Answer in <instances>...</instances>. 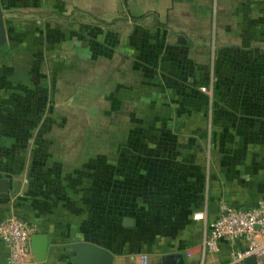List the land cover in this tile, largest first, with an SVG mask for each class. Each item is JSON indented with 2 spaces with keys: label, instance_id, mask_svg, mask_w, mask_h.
<instances>
[{
  "label": "crops",
  "instance_id": "1",
  "mask_svg": "<svg viewBox=\"0 0 264 264\" xmlns=\"http://www.w3.org/2000/svg\"><path fill=\"white\" fill-rule=\"evenodd\" d=\"M125 2L113 11L126 14L122 21L131 28L111 47L135 60L131 51L143 44L146 50L141 42L157 29L159 48L150 43L142 60L157 62L158 70L147 79L140 105L124 103L120 83L109 77L104 116L126 110L116 129L101 124L112 136L105 137L106 146L115 150L110 156L103 148L66 155L64 167L57 147L50 150L52 141L39 134L46 122L64 118L55 110L56 90L42 70L35 72L38 65L7 63L9 2L0 0L6 30L0 45V177L20 182L18 191L0 195V218L20 216L31 234H47L45 260L32 252L27 264H74V241L108 249L111 264H140L142 253L147 264H170L179 252L186 264H244L232 261L228 243L209 251L203 238L223 205L249 207L264 198V0ZM75 5L66 6V14ZM126 79L129 95L133 85ZM24 161L30 167L24 169ZM41 172L66 175V188L42 183ZM104 176L107 185L99 189ZM75 205V215L68 213ZM196 211L204 217L194 218ZM5 254L0 241V264Z\"/></svg>",
  "mask_w": 264,
  "mask_h": 264
},
{
  "label": "rangeland",
  "instance_id": "2",
  "mask_svg": "<svg viewBox=\"0 0 264 264\" xmlns=\"http://www.w3.org/2000/svg\"><path fill=\"white\" fill-rule=\"evenodd\" d=\"M8 2L5 7V18L9 24L6 61L12 65L22 61L24 67L27 66L28 69L32 63L38 65V68L33 65L35 72L40 69L48 76L45 79L48 78L50 86L56 90L54 99L58 104H54L55 110L60 116H64L59 120V124L51 125L49 121L48 124L46 122L43 129L39 128V134L52 141L48 142L50 150L57 147L58 154L65 162L64 167L66 155L89 156L95 149L103 148L110 156L115 149L106 146L105 137H112L111 132L104 129L101 124L109 125L111 131V126L117 125L118 119L126 116V110L121 109L104 116L101 108L107 102L105 87L109 86V77L112 76L120 83L118 88L121 100L124 103L140 105L148 85L147 79L158 70L157 62L142 59L148 58L146 55L150 43L156 44L158 50L160 31L149 30L152 37L141 42V45L145 42L146 50H143V44L131 51L134 55L132 57L137 56L135 60L123 59L116 55L117 50L112 48L111 44L112 42L116 44L119 38L123 39L131 28L126 18V21H122L126 14H117L113 11L114 5L122 3L126 5L125 0H8ZM70 3L77 5L66 14V6ZM62 9L64 12H59ZM121 46L125 52L129 49L127 45ZM95 54L99 55L96 59ZM76 59L80 61L75 73L65 68L64 76L58 80L59 72L63 71L59 69V64L66 67V64L74 60L72 65H75ZM10 67L7 74L11 70ZM126 76H129L133 85L129 89L133 93L129 95L126 93L127 86L123 85L127 81ZM114 127L116 129V126ZM53 139H56V142ZM45 145L48 144H44L43 147L46 151L48 147ZM26 151L24 155L29 158L28 153L30 155L31 150ZM89 161L93 163V159ZM47 162L48 159H43L46 171L52 167L47 166ZM25 163L24 161V169L30 167V164ZM90 163L87 162V165L90 166ZM37 177L35 175L31 181H35ZM39 178L42 183L60 182L62 185L65 184L66 188V175L57 177L51 172H41ZM107 180L106 176L99 179L101 182L99 189L106 187ZM90 184L94 186V180ZM77 207L78 205H75L68 213L75 215L73 209L76 210ZM88 209L95 212L93 206L89 205Z\"/></svg>",
  "mask_w": 264,
  "mask_h": 264
},
{
  "label": "built area",
  "instance_id": "3",
  "mask_svg": "<svg viewBox=\"0 0 264 264\" xmlns=\"http://www.w3.org/2000/svg\"><path fill=\"white\" fill-rule=\"evenodd\" d=\"M194 218L202 219V211ZM30 230L24 218L6 215L0 218V241L6 246L1 264H27L32 253ZM230 246L233 262H242L249 255L255 256V264H264V198L253 206H222L218 214L208 222L203 245L209 251L219 248L221 242ZM145 253L140 264H147Z\"/></svg>",
  "mask_w": 264,
  "mask_h": 264
},
{
  "label": "water",
  "instance_id": "4",
  "mask_svg": "<svg viewBox=\"0 0 264 264\" xmlns=\"http://www.w3.org/2000/svg\"><path fill=\"white\" fill-rule=\"evenodd\" d=\"M4 10L0 4V45L5 42L6 30L4 25ZM19 181H9L6 177H0V195L8 196L10 190L18 191ZM48 245V236L45 233H32L30 235L31 250L38 261H44ZM69 247L75 252L72 260L74 264H111V252L90 241H74ZM173 261L170 264H186L183 253L172 254ZM244 264H255V256L249 255L243 259Z\"/></svg>",
  "mask_w": 264,
  "mask_h": 264
},
{
  "label": "trees",
  "instance_id": "5",
  "mask_svg": "<svg viewBox=\"0 0 264 264\" xmlns=\"http://www.w3.org/2000/svg\"><path fill=\"white\" fill-rule=\"evenodd\" d=\"M76 61H77V63H76L75 65H70V66L68 65L67 67H65L66 70L69 71V72L75 73V70L77 69V67H79V66H78V62H79L80 60H77V59H76ZM62 70H63V71H61V72H60V75H59V76H60V79L64 76V72L66 71V70H64V69H62Z\"/></svg>",
  "mask_w": 264,
  "mask_h": 264
}]
</instances>
